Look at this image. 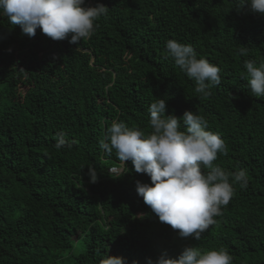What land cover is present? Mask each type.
I'll return each instance as SVG.
<instances>
[{"label":"trees","instance_id":"trees-1","mask_svg":"<svg viewBox=\"0 0 264 264\" xmlns=\"http://www.w3.org/2000/svg\"><path fill=\"white\" fill-rule=\"evenodd\" d=\"M97 3L108 14L77 44L39 29L30 38L0 16V264H99L107 254L147 264L178 258L186 246L224 248L233 264H264V98L249 93L244 68L264 62V15L239 0L85 6ZM169 39L221 68L209 96L200 97L168 57ZM157 98L166 99L165 115L190 110L207 119L228 149L213 165L230 183L247 172V186L233 184L229 204L199 240L175 241L178 230L136 192V182L150 178L100 147L114 121L150 133L148 107ZM58 133L67 142L59 149ZM88 168L98 172L96 183Z\"/></svg>","mask_w":264,"mask_h":264},{"label":"clouds","instance_id":"clouds-1","mask_svg":"<svg viewBox=\"0 0 264 264\" xmlns=\"http://www.w3.org/2000/svg\"><path fill=\"white\" fill-rule=\"evenodd\" d=\"M239 3L264 15V0H239ZM85 4L86 0H0V16H6L12 25H19L30 38L39 29L54 41L68 39L69 43L77 44L91 38L96 21L108 14V7L102 3ZM166 49L174 65L196 82L195 92L200 97L209 96L211 87L221 84V68L198 58L191 45L169 39ZM239 51L241 55L247 54L243 47ZM244 68L249 93L264 98V62L257 67L254 62L245 61ZM166 108L164 98L150 104L152 131L147 134L139 128H129L123 121H114L100 147L109 155L115 151L120 162L131 161L136 173L150 178V184L137 181L136 192L160 222L178 230L181 238L199 240L216 222L214 217L222 214V206L229 204L234 195L233 184L247 186V172L241 169L232 174L230 183L229 174L213 165L217 154L226 155L228 149L218 133L207 130V119L190 110L181 117L165 115ZM66 145L64 134L58 133L55 147ZM202 166L209 171L203 172ZM115 168L122 171L123 166ZM88 176L91 183L98 181L94 168H88ZM99 264H126V260L107 254ZM147 264H233V257L224 248L203 251L186 246L178 258L161 255L155 262L148 258Z\"/></svg>","mask_w":264,"mask_h":264},{"label":"built area","instance_id":"built-area-1","mask_svg":"<svg viewBox=\"0 0 264 264\" xmlns=\"http://www.w3.org/2000/svg\"><path fill=\"white\" fill-rule=\"evenodd\" d=\"M118 171H120L119 168H113V169H112V172H118Z\"/></svg>","mask_w":264,"mask_h":264},{"label":"rangeland","instance_id":"rangeland-1","mask_svg":"<svg viewBox=\"0 0 264 264\" xmlns=\"http://www.w3.org/2000/svg\"><path fill=\"white\" fill-rule=\"evenodd\" d=\"M178 238H179V239H182L179 235H177L176 238H175V241H177L176 239H178ZM183 239H187V238H183ZM189 240H190V238H189ZM173 242H174V241H173Z\"/></svg>","mask_w":264,"mask_h":264}]
</instances>
